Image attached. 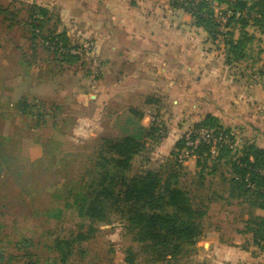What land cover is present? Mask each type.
<instances>
[{
	"label": "rangeland",
	"instance_id": "rangeland-1",
	"mask_svg": "<svg viewBox=\"0 0 264 264\" xmlns=\"http://www.w3.org/2000/svg\"><path fill=\"white\" fill-rule=\"evenodd\" d=\"M175 2L171 0L179 7L180 4ZM214 2V5L210 3L212 14L222 15L226 9H231L225 2ZM32 3L0 0V6L5 9L0 13V19L3 17L11 24L23 23ZM39 5L44 6L42 3ZM45 9L43 27L48 31L60 29L62 13L56 2ZM249 21L252 25L243 30L230 20L229 30L220 34V25L215 22L217 32L212 47L218 52L223 49L225 53L227 33L231 32L236 39L241 36V31L246 32L245 38L249 39L244 49L246 58L233 61L230 73L263 81L264 86V22ZM12 28L11 34L15 39L24 34L21 24ZM79 30L80 26L75 27L74 38L78 37ZM24 39L22 44L26 55L22 59L26 67H32L29 72L33 74L32 88H25L23 94L17 92L16 95H24L26 105L36 106L31 110L32 114L27 108L20 112L18 103L14 102L15 97L11 95L9 101L12 99V102L4 105V114L0 115V222L3 224L0 264H25V259L18 257L21 254L25 256L26 252L37 260V264H61L58 253L51 248L53 239L69 237L79 231L88 234L89 238L75 244L68 264H128L126 259L130 256L134 264H258L256 257L261 251L253 244L252 234L246 230L247 223L253 218L252 213L257 216L255 214L263 212L251 208L239 198L228 196L230 159H236L249 141L238 129L229 128L235 134L229 157L218 159L208 156L201 158L200 164H197L196 156L179 162L180 152L177 153L175 145H165L161 141L162 131H153L155 136L145 140L149 144L134 157L132 168L126 172L131 175L144 169L181 166L177 172L178 185L190 191L191 195L193 193L194 204L205 210L201 220L204 235L194 246L183 245L168 262L152 258L144 244L136 240L138 228L131 229L120 212H111L105 222L90 223L87 218L79 217L73 206L65 207V199L71 201L67 190L69 187L77 189L79 177L87 175L99 138L130 135V111L127 109L119 120H102L103 124L99 123V126H104L103 131H97L96 123L91 120L96 111L92 99L96 92L99 93L94 85H103L109 95L119 96L122 102L128 103L127 106L130 104V88H119L120 83L124 86L130 76V59L126 51L107 56L111 52L108 43L98 48L91 41L76 51L74 55L78 54L79 58L68 63L60 55L45 50L39 38L34 44L26 37ZM84 41H80L82 45ZM104 56H107L105 66L102 64ZM83 99L85 103L81 105ZM79 118L81 121L77 120ZM65 180L69 184H64ZM58 210H61L60 218L53 216ZM90 228L95 230L89 232ZM23 236L30 237L34 243L26 251L15 246Z\"/></svg>",
	"mask_w": 264,
	"mask_h": 264
},
{
	"label": "crops",
	"instance_id": "crops-1",
	"mask_svg": "<svg viewBox=\"0 0 264 264\" xmlns=\"http://www.w3.org/2000/svg\"><path fill=\"white\" fill-rule=\"evenodd\" d=\"M26 1L46 7L55 1L62 13L57 31H65L71 40L90 38L98 48L108 43L111 52L107 56L128 53L130 76L124 86H118L130 88V104L109 95L103 85H94L99 93L92 99L96 111L91 120L97 131H103L104 126H99L102 120H119L127 109L130 135L141 136L145 142L155 136L153 131H162L161 141L174 146L189 126L211 115L264 148L263 81L233 76V64L226 63L223 49L216 51L206 30L196 26L190 13L171 0ZM1 18L0 115L4 105L12 102L11 95L17 102L24 97H18L17 92L23 94L25 88H32L33 76L29 74L32 67H26L22 59L26 55L24 35L19 34L16 40L11 34L13 26ZM77 26L79 35L74 38ZM106 57L102 59L104 66ZM84 103L83 99L80 104ZM256 209L263 213L255 215L264 217V210ZM256 262L264 264V253L258 254Z\"/></svg>",
	"mask_w": 264,
	"mask_h": 264
},
{
	"label": "trees",
	"instance_id": "trees-1",
	"mask_svg": "<svg viewBox=\"0 0 264 264\" xmlns=\"http://www.w3.org/2000/svg\"><path fill=\"white\" fill-rule=\"evenodd\" d=\"M209 1L211 0H199L195 6L181 7L190 13L196 26L204 28L209 37L213 38L217 32V24L214 21L213 9ZM214 1L227 3L233 11L244 10L246 17L236 19L231 17L230 19L234 24L238 23L243 30L247 25H252L249 20L260 24L264 22V0ZM45 8L32 3L29 5V15L25 17L26 20L23 23L12 22L9 25L21 24L23 35L31 41V44L39 38L45 50L60 55L68 63L76 60L79 56L74 54L81 47L89 44L91 40H85L82 45L77 40L71 41L65 31L45 29L42 22L47 12ZM4 11L5 9L0 6V13ZM251 13L255 15L249 16ZM241 32V36L239 35L236 39L231 32L226 35L224 46L227 64L246 58L244 49L249 39L245 38L246 32ZM24 98L21 97L16 102L18 103L17 109L21 112L27 108L32 114L31 110L36 104L26 105ZM201 126L210 127L215 132L227 133L234 141L235 134L228 127L219 124L211 115H207L191 128ZM174 145L179 153L183 147V134ZM144 147L145 142L141 136L125 134L116 137H100L93 150L91 166L86 171L87 175L84 177L83 174L79 177L76 184L77 189L68 188L67 192L68 196H71V201L65 199L64 206L67 208L73 206L77 215L87 218L90 223L105 222L111 212H120L132 226L131 229L138 228L136 240L144 244L152 258L156 257L168 262L181 251L183 245L194 246L204 235L201 220L205 215V210L194 204L193 193L191 195L190 191L178 185L179 173L177 172L181 166H175V169H144L131 175L126 174L132 168L134 157L139 155ZM231 150L232 148L221 145L216 157L218 159L227 158ZM195 156L197 164H200L201 158L205 159L210 156L209 146L201 144L196 149ZM53 158L48 157L51 160ZM230 160L231 177L227 182L228 196L239 198L251 208L264 210V148L255 142H248L242 147L240 155ZM203 168L204 166L201 172ZM64 184H69L68 180H65ZM60 213L61 210H58L53 216L60 218ZM251 216L253 218L247 223L246 231L252 234L253 244L264 253V217L253 216V213ZM2 228L3 224L0 222V234ZM94 230L90 228L89 232ZM88 238V234L79 231L69 237L54 238L51 248L58 253L61 264H68V258L75 244H80ZM33 245L31 238L27 236L19 238L15 244L16 249L20 251ZM26 253H24L25 256L19 255L18 258H24L25 264H37V260H34L29 252ZM126 262L134 264V259L130 256Z\"/></svg>",
	"mask_w": 264,
	"mask_h": 264
},
{
	"label": "built area",
	"instance_id": "built-area-1",
	"mask_svg": "<svg viewBox=\"0 0 264 264\" xmlns=\"http://www.w3.org/2000/svg\"><path fill=\"white\" fill-rule=\"evenodd\" d=\"M181 6H195L199 0H175ZM211 4H215L214 1H209ZM254 16V13L249 14V16ZM214 21L220 25L219 34L224 31L229 30V21L231 17L239 18L246 17L244 10H232L226 9L222 15L213 14ZM227 27V28H226ZM221 34L222 36L225 35ZM73 52V50H71ZM205 144L209 146V153L211 157L217 156L219 152V148L221 145H225L229 148H233L234 141H232L231 137L227 133L224 132H215L214 129L206 126H201L195 129H188L183 133V147L180 150V158L178 161H182L186 158L195 156L196 149L201 145Z\"/></svg>",
	"mask_w": 264,
	"mask_h": 264
}]
</instances>
